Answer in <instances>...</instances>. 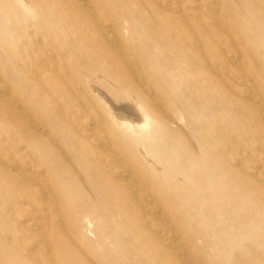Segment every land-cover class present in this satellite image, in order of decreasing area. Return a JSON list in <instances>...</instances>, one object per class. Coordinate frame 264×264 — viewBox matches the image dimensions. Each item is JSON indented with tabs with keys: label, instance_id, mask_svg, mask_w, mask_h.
Segmentation results:
<instances>
[{
	"label": "rangeland",
	"instance_id": "rangeland-1",
	"mask_svg": "<svg viewBox=\"0 0 264 264\" xmlns=\"http://www.w3.org/2000/svg\"><path fill=\"white\" fill-rule=\"evenodd\" d=\"M62 1L67 2V0H30L33 8L38 9V11L33 10L36 14L31 12L32 16L23 3H18L16 0H0V167L2 168V173L0 172V264H43L34 259L39 249H41L40 253L49 258V261H46V263L49 262L48 264H166L167 261L169 264H176L179 256L174 249L165 244L163 234L165 229H170V232L176 233L182 239L184 237L188 239L189 245L193 248L188 251L192 255L196 253L194 259L195 261L199 259L200 261H197L201 264H230V249L240 250L242 248L240 252H245L248 250L246 246L249 245H254L253 249L256 251L261 248L255 261L264 263V181L259 178L261 174H264V149H262L264 148V118H255L247 114L249 112L246 108L247 101L239 95V91H234L241 86L239 84L241 81L234 78L232 86H227L221 78L214 77L211 68L203 67L200 63L189 59L188 50L174 40L177 39L176 36L161 30L159 16L156 14L164 10V14L171 15L172 12L167 9L171 0H99L105 14L98 22L100 28L89 33L87 29L84 30V26L62 23L49 15L53 8L61 6ZM172 1L185 2L190 6H195L197 2V0ZM254 1L216 0V4L223 9L221 17L225 29L230 26L229 29L233 28L235 33L246 35L249 41L253 40L254 54L258 56L257 54L264 49V46L263 42L258 44L254 36L258 38L259 33L264 34V2L263 6L257 7ZM29 17L31 20L28 19ZM40 21H42L41 24ZM187 22L195 24L197 21L187 19ZM106 23L109 24L106 25ZM109 27L125 35L127 39L123 37L124 44H127L123 45V48H126L127 53L138 58L140 66L146 65L145 69L151 71L149 79L153 80L156 87L161 86L166 89V86L172 88L174 85L173 87L176 88H186L184 86L190 80L193 85L187 92L191 93V99L196 102L194 112L200 115L199 120L201 122L207 120L209 125L211 123L222 125L223 132L226 129L224 134L227 133L228 126V129L236 135L234 137L239 140L240 144L236 149L238 151L231 155L227 153V157L230 158L242 150L248 156L239 153L233 163L226 161L224 166L214 153L205 157L200 156L199 151L193 145L194 142L181 132V130L187 131L182 127L185 126L184 117L175 116L177 120H174L172 116L170 118V115L168 116L165 111L161 110L163 108L161 105L158 106L156 100L145 94L146 85L143 87L142 82L135 80L137 74L133 75L132 67L127 66L128 68L125 69L116 60L114 53L116 49L119 52V49L114 47L104 34ZM211 27L206 29L209 36L211 35L210 38L218 43L217 48L221 51L230 48L219 42L222 38H226V33L219 34ZM55 30L59 38L55 36ZM61 34L66 36L60 38ZM43 45L53 50L56 59L62 64L55 71L57 74L54 72V66H50L53 69L52 73L37 75L31 71L36 62L35 58L31 57L38 51L34 49H39ZM230 59L233 62L236 61L233 56ZM252 59L254 61L252 71L261 82V84L256 83L258 84L256 90L263 100H259L260 102L256 104L264 110V67H262L264 55L262 59L256 57ZM65 68L70 71L66 70L68 74ZM137 70L140 72L141 68ZM153 72L155 74H152ZM62 74H66V77ZM223 74L226 76V72ZM193 77L198 80L192 82ZM100 79L121 86L131 96L142 100L144 105H147L146 108H153V117L161 126L158 125V128L151 123L149 127L142 129L141 126L139 129L118 124V119L113 114L115 112L110 113L105 107L106 100L102 95L103 92L100 94L99 91L103 89L99 84ZM67 91L76 92L74 103L69 99L70 94ZM98 99L101 101L99 105L103 107L98 105ZM11 100L14 102L12 103ZM86 100L89 101L88 103L92 101V104L89 105ZM127 105L130 109L127 116L132 119L130 121L132 123L138 121L137 124L141 125L142 111L129 108L133 106L131 102ZM214 106L219 110L224 107V112L228 111L227 113L232 114L228 117L227 123H222L224 120L217 115L218 111ZM81 120L87 122V127L95 126L94 128L105 129L100 132L103 137L109 134L110 138L106 139L110 142L108 151H112V156L120 157L124 162L128 158L127 160L131 162H126L138 165L143 175L148 180L151 179L149 182L152 193L157 194L155 196L161 201V209L169 216L165 214L158 216L155 212L153 213L146 205L150 201L146 200L144 202L146 206L143 205L144 208L146 207L145 213L153 221L144 229V235L147 237L143 240L141 237H134L135 232H139L134 221L140 211L134 203L131 205L125 203L126 195L118 188L121 182L116 179L117 177L112 179L106 177L105 179L103 171L90 162L91 158L86 156L84 150L91 144V140L86 136L87 133L83 132L86 128L83 129L79 125ZM248 120H251L249 127L244 124ZM237 121L240 125L243 123L247 130L253 126L250 134L242 136L237 134L236 130H231L230 125L239 126ZM89 123L91 125L88 126ZM172 133L175 134L172 135ZM138 134L141 137L137 136ZM49 136L55 138L56 142H49ZM221 138L223 142L228 141L225 135ZM240 146H242L241 150ZM223 150H226V147ZM218 152L221 153L222 149ZM248 153L254 157L250 158ZM256 154L260 162L258 158H255ZM189 158L191 163H187ZM12 159L19 160V165H9ZM21 162L25 164L23 168ZM252 165L254 168H251ZM27 170H29L28 173ZM6 171L11 174H7ZM6 175L9 176L6 177ZM41 179L43 180L40 181ZM42 187L50 188L43 196L34 191ZM33 192V196L37 197L33 201L36 203L34 204L36 209L40 210V203H47L50 207L49 213L42 214L38 220L47 225L50 217H53L54 222L57 220L56 225H59L60 229L59 233L55 234L56 228L48 226L53 241L49 246L48 243H43L38 249V246L34 247L30 243L22 250L17 247L20 241L23 243L27 239L34 240L32 235H26L23 232L25 214L32 212L31 208L26 206L25 200L28 199L27 195ZM50 201L52 204L48 203ZM151 201L156 203L155 199Z\"/></svg>",
	"mask_w": 264,
	"mask_h": 264
},
{
	"label": "bare ground",
	"instance_id": "bare-ground-1",
	"mask_svg": "<svg viewBox=\"0 0 264 264\" xmlns=\"http://www.w3.org/2000/svg\"><path fill=\"white\" fill-rule=\"evenodd\" d=\"M18 3H23L26 7V10H28V12H32L33 14H36L34 13V11L37 9V8H33V5L32 3H30V0H16ZM34 1V0H33ZM154 1V0H153ZM180 1V0H179ZM186 1V0H185ZM196 1V0H195ZM13 2V1H12ZM63 2V1H62ZM161 2V1H160ZM220 2V1H218ZM264 2V0H255L253 3L254 5H256L257 7L259 6H263L262 3ZM15 3V2H14ZM168 3V2H167ZM193 3V2H192ZM216 0H197V2L195 3L196 5L195 6H190L188 4H185L184 3H176L175 1H170L168 3V6L169 8L167 9H170L169 11L172 12L171 15L169 14H164V10H160L161 12H157V16H159V23H160V26H161V30L162 31H168V33H172L174 36H176L177 39H174L176 40V42H178V44H180V46L186 48L188 50V53L187 55H189V59H191L193 62H198L200 63L201 66L203 67H208V68H211V70L213 71V74H214V77H217V78H221L222 81L224 82V84H226L227 86H232L231 83H232V79L236 78V79H239L241 81V86H238L237 88L236 87H233V88H236V90L234 91H239V95H241L243 97L244 100H246V104H247V110L249 112H247L248 115H250L251 117H259V118H264V110L260 108V105L256 104V103H259L262 100V97H261V94L257 93L258 90H256L257 88V85L258 84H261V82L259 81L258 77L255 76V73L252 71V67H253V64H254V61L252 58H261L262 59V55H264V49L261 50L260 53H258L256 56L254 54V41L251 40L249 41L247 36L244 35V34H241V33H235L234 32V29L233 28H230L229 29V23H228V26L226 29H225V26H223V23H222V17H221V11L223 10L221 8V6L219 4H216ZM222 3V2H221ZM36 4V3H35ZM194 4V3H193ZM164 5L167 6V4L164 3ZM22 6V5H21ZM37 6V5H36ZM149 6V5H148ZM16 7V5H15ZM163 7V6H162ZM21 8V7H20ZM18 8V9H20ZM24 8V7H23ZM146 9V8H144ZM162 9V8H161ZM17 10V9H16ZM22 10V8L20 9ZM34 10V11H33ZM38 11V9L36 10ZM261 11V10H260ZM24 12V11H23ZM44 12V11H43ZM31 13V14H32ZM40 13V12H39ZM42 13V12H41ZM148 13V12H146ZM21 14V13H20ZM23 14V13H22ZM32 14V16H33ZM104 12H103V9H102V5L100 4L99 0H67V2H63L61 4V6L59 7H55L51 10V12L49 13V15L51 17H54L55 20H59V22H62V23H67V24H70V25H81V26H84V30L87 29V32H94L96 31L98 28H100L98 22L101 21V16L104 17ZM25 15V14H24ZM23 15V16H24ZM156 15L154 17H156ZM31 16V15H30ZM35 16V15H34ZM44 16V15H43ZM210 16V17H209ZM228 16V15H226ZM225 17V16H224ZM58 18V19H56ZM229 18V16L227 17ZM29 20L30 17L28 18ZM27 19V21H28ZM107 19V18H106ZM187 19H194L195 21H197L195 24L194 23H188L187 22ZM104 21V19H103ZM106 21V20H105ZM111 21V20H110ZM264 21V19H263ZM42 21H40V24H41ZM258 22V21H257ZM29 23V22H28ZM226 23V24H227ZM37 24V23H36ZM109 24V23H108ZM106 23V25H108ZM61 25V24H60ZM59 25V26H60ZM63 25V24H62ZM66 25V24H64ZM115 25V24H114ZM58 26V28H59ZM105 26V25H104ZM127 26V25H126ZM211 26H214V27H211ZM43 27V26H42ZM45 27V26H44ZM108 27V26H106ZM128 27V26H127ZM214 28L215 30H217L219 32V34H223V33H226V38L222 40H220L219 42L222 43V44H226L228 45L230 48L228 49H225L223 51H221L220 49L217 48V44L215 41H213L210 36H209V32L207 31L206 28ZM110 28V27H109ZM108 28V29H109ZM263 28V27H262ZM53 29V28H52ZM106 30L105 33L103 31V33L106 35V39L108 41H110V43H112L114 45V47L118 48L119 49V52L118 50L116 49L114 52V56L117 58L116 60L119 61L117 63L121 64L122 66H124L123 68L127 69L129 67H132L131 70L134 71V74H137V76L135 75V80L139 81V82H142L143 83V87L144 85H146L145 87V94H147L150 98H152L153 100H156V103H158V106L161 105L163 109V111H165V113L168 114V116L170 115V118L171 116L173 117L174 120H177V117L175 116H180V117H184L185 119V126H182L184 129H187V131H182L181 132L183 134H186L188 136V138L194 142L193 145H195V148H197L196 150L199 151V154L200 156L203 155L204 157L207 156V155H210L212 153L215 154V156L221 161L222 165L224 166V162L227 163V162H234L237 158H238V154L239 153H242V154H245V152H242L240 151L238 154H235L233 156H231L230 158L227 157L228 155H231L232 153L238 151L236 150L237 147L239 146V140L236 139V136L233 132H231L227 126V133L224 134L226 132V129L225 132H223V128H222V125H214V124H207V120L204 122H201L199 120L200 118V115L196 112H194V107L196 106V102L193 101L190 97V92H187V90L191 88V82L190 80H188L187 82V85H185L184 87L186 88H183V87H173L172 88H168V86H166V89L164 87H161V86H155L153 80L149 79V72L146 68V65L145 66H140V62L139 60H137L138 58L137 57H134L132 54H130L129 52L127 53L126 51V48L124 49L123 48V45H126L127 43L124 44V38L125 35L123 36L119 31L116 32L112 27L109 29V30ZM128 29V28H127ZM227 29H229V31L227 32ZM101 30V29H100ZM213 30V29H212ZM214 30V31H215ZM257 30V28H256ZM112 31H115V32H112ZM31 32V31H30ZM62 32V31H61ZM112 32V33H111ZM122 32V31H121ZM127 32V31H125ZM240 32V31H239ZM33 34V32H31ZM47 34V32H46ZM53 34V32H52ZM51 34V35H52ZM103 34V35H104ZM28 35V34H27ZM55 36L57 38H59V34L58 32H56L55 30ZM63 36H66L65 34H61V37L60 38H63ZM67 38V37H66ZM77 39V37H75ZM126 38V37H125ZM213 38V37H212ZM40 39V38H39ZM51 39V38H50ZM54 39V38H53ZM79 39V38H78ZM98 39V38H96ZM127 39V38H126ZM214 39V38H213ZM254 39L257 40V43H261L263 42V46H264V34L263 33H259L258 34V38H256L254 36ZM35 41V40H33ZM38 41V39H37ZM41 41V40H40ZM68 41V40H67ZM73 41V40H72ZM47 42V41H46ZM45 42V43H46ZM54 42V41H53ZM70 42V41H68ZM127 42V40H126ZM35 43V42H34ZM37 43V42H36ZM35 43V44H36ZM41 43V42H40ZM48 43V42H47ZM129 43V42H128ZM38 45V44H37ZM41 45V44H40ZM48 46V44H46ZM71 45V43H70ZM77 45V44H76ZM216 45V46H215ZM47 46L43 45V46H38L39 49H34L35 50H38L36 52V54H34L31 58H35V65L31 68V71L32 73L35 72V74L37 75H42V74H47L46 72H49V73H52L51 70H53L52 68H50V66H54V72L58 69V66L62 65L61 62L59 60L56 59V55L54 53L53 50H50V48H48ZM74 46V44H73ZM79 46V45H78ZM131 46V45H130ZM219 46V45H218ZM56 47V46H54ZM53 47V48H54ZM81 47V46H80ZM127 47V46H125ZM35 48V47H34ZM37 48V47H36ZM72 48V47H71ZM109 48V47H108ZM131 48V47H130ZM52 49V48H51ZM74 49V48H73ZM99 49V48H98ZM132 49V48H131ZM130 49V52L132 51ZM114 50V49H113ZM128 50V49H127ZM100 51V50H99ZM23 52V51H22ZM32 52V51H31ZM59 52V51H58ZM228 52V53H227ZM64 53V52H63ZM132 53V52H131ZM32 55V53H30ZM29 54V55H30ZM65 54V53H64ZM24 55V54H23ZM28 55V54H27ZM224 59H223V57ZM261 55V56H259ZM67 56V55H65ZM127 56V57H126ZM233 56V58L236 60L235 62H233V60L230 59V57ZM66 58V57H65ZM126 60V61H125ZM256 60V59H255ZM20 61V60H19ZM33 63V62H32ZM30 63V64H32ZM111 63V62H110ZM125 63H126V66H125ZM263 63H264V60H263ZM108 64V63H107ZM45 65V67H43ZM119 65V66H121ZM48 66V67H47ZM118 66V67H119ZM121 66V68H122ZM13 67V66H12ZM67 67V66H66ZM148 67V66H147ZM262 67H264V64L262 65ZM10 68V67H9ZM138 68H141L140 72L139 70H137ZM149 68V67H148ZM258 68V67H257ZM8 69V68H7ZM12 69V68H11ZM23 69V68H22ZM120 69V68H119ZM48 70V71H47ZM69 71L68 69L65 68V71ZM118 70V69H117ZM122 70V69H121ZM225 70V71H224ZM66 71V73H67ZM77 71V70H76ZM83 71V70H82ZM63 72V71H62ZM70 72V71H69ZM125 72V71H124ZM136 72V73H135ZM138 72V73H137ZM223 72L225 73L226 72V76H224ZM55 74H57L55 72ZM68 74V73H67ZM129 74V73H127ZM147 74V76H146ZM152 74H155L154 72ZM262 74V73H261ZM60 75V74H59ZM59 75H57L59 77ZM64 75V74H62ZM132 75V74H130ZM66 77V74L64 75ZM40 77V76H39ZM37 76V78H39ZM61 77V76H60ZM129 77V76H128ZM158 77V76H157ZM156 77V78H157ZM1 78V77H0ZM41 78V77H40ZM39 78V79H40ZM62 78V77H61ZM91 78V77H90ZM97 78V76H96ZM130 78V77H129ZM151 78V77H150ZM105 79V78H104ZM192 82H196L197 80L193 77L192 78ZM177 80V79H176ZM175 80V82H176ZM1 81V79H0ZM10 81V80H9ZM89 81V80H88ZM87 81V82H88ZM94 81V80H93ZM215 81V80H214ZM236 81V80H234ZM40 82V81H39ZM94 82H97L96 80ZM6 83V82H5ZM4 83V84H5ZM11 83V82H9ZM41 83V82H40ZM75 83V82H74ZM258 83V84H256ZM8 84V83H7ZM61 83H59L60 85ZM93 84V82L91 83ZM97 84V83H96ZM99 84L100 86L103 88L100 91V94L101 92L104 99L106 100L105 102V107L110 111V113L113 111L115 113L114 117L116 116L117 117V123L120 124L121 126L122 125H127L128 127H136V128H139L141 129V126H142V129L146 126L149 127V125H151V123L153 124V126H158L159 123L158 121H156L153 117V111L152 109L149 107V108H146L147 105H144V103L142 102V100L140 101L139 99H136L134 98L133 96H131L127 91L126 89L122 88L121 86H118L116 85L115 83L111 82V81H103V80H99ZM131 84V83H130ZM137 84V82H136ZM234 84V83H233ZM142 85V84H141ZM7 86V85H6ZM5 86V87H6ZM34 86V85H33ZM95 86V85H93ZM92 86V87H93ZM99 86V85H98ZM4 87V86H3ZM61 87V86H59ZM65 87L67 89V85L65 84ZM42 88V86L40 87ZM57 88V87H56ZM4 89V88H3ZM7 89V88H6ZM77 89H79L77 87ZM81 89V88H80ZM95 89H96V86H95ZM141 89V88H140ZM10 90V89H8ZM65 90V89H64ZM93 90V89H92ZM206 90V89H204ZM16 92V91H15ZM44 92V91H43ZM52 92V91H51ZM65 92V91H64ZM70 95H69V99L74 103L76 101V92H73V91H67ZM66 92V93H67ZM199 92V91H198ZM19 93V92H18ZM17 93V95H18ZM40 93V92H39ZM99 93V92H98ZM97 93V94H98ZM1 94V93H0ZM80 94V93H77V95ZM95 94V95H97ZM208 94V93H207ZM3 95V94H2ZM1 95V96H2ZM44 95V94H43ZM81 95V94H80ZM101 95V96H102ZM212 95V94H211ZM214 95V94H213ZM5 96V95H3ZM145 96V95H144ZM198 96H200L198 94ZM6 97V96H5ZM11 97V96H10ZM19 97V95L17 96ZM141 97V96H140ZM146 99H147V96H145ZM148 97V98H149ZM81 98V96H80ZM220 98V96H219ZM241 98V97H240ZM10 99V98H9ZM18 99V98H17ZM25 99V98H24ZM95 99V98H94ZM141 99V98H140ZM18 100H21V99H18ZM80 100V99H79ZM103 100V99H102ZM145 100V99H144ZM149 100V99H148ZM219 100V99H218ZM221 100V99H220ZM25 101V100H24ZM87 101V100H86ZM100 100L98 99L97 100V103L98 105L100 104L99 102ZM259 101V102H258ZM12 102V100H11ZM14 102V101H13ZM12 102V103H13ZM89 101H87L88 103ZM92 101H90L91 103ZM132 103V107H129V108H133V109H140V111H142V114H143V120H142V123L141 125L140 124H137L139 123L138 121L132 123V119L128 118V113L130 111V109H128V105L127 103ZM145 102V101H144ZM225 101L223 100V103ZM26 103V102H25ZM79 103V102H78ZM86 103V104H87ZM90 103H88L89 105H91ZM126 103V104H125ZM155 103V104H156ZM209 103V102H207ZM82 104V103H81ZM239 104V102H238ZM261 104V103H260ZM11 105V104H10ZM157 105V104H156ZM213 105V104H211ZM21 106V105H20ZM84 106V105H83ZM100 106V105H99ZM102 106V105H101ZM100 106V107H101ZM153 106V104H152ZM217 106V105H215ZM214 106V107H215ZM103 107V106H102ZM104 107V108H105ZM155 107V106H154ZM212 107V106H211ZM210 107V108H211ZM245 107V106H244ZM242 107V108H244ZM17 108V106H16ZM54 108V107H52ZM160 108V107H159ZM158 108V109H159ZM213 108V107H212ZM211 108V109H212ZM216 108V107H215ZM231 108V107H230ZM26 109V108H25ZM57 109V108H56ZM85 109V108H84ZM157 109V110H158ZM218 113L217 115L220 116V119H223L224 121L223 122H228L227 120L229 119L228 117H230V115L232 116V114L230 113H227V112H224L225 110L224 107L223 109H220L217 107L216 108ZM215 109V110H216ZM245 109V108H244ZM27 110V109H26ZM108 110H106V112H109ZM213 110V109H212ZM236 111V109H234ZM233 110V111H234ZM87 111V110H86ZM89 111V110H88ZM223 111V113L221 112ZM27 112V111H26ZM81 112V111H80ZM97 112V111H96ZM95 112V113H96ZM28 113V112H27ZM82 113V112H81ZM91 113V112H89ZM139 112H137L138 114ZM25 114V112H24ZM29 114V113H28ZM73 114V113H72ZM87 114V112H86ZM92 114H93V111H92ZM97 114H100V113H97ZM81 115V114H80ZM90 115V114H89ZM94 115V114H93ZM158 115V114H157ZM29 116V115H28ZM83 116V115H81ZM97 116V115H96ZM132 116V115H131ZM140 116V115H138ZM87 117V116H86ZM141 117V116H140ZM85 118V117H84ZM101 118V117H100ZM103 118V117H102ZM101 118V119H102ZM111 118V116H110ZM75 119V118H73ZM82 119V118H81ZM99 119V118H98ZM100 119V121H101ZM104 119V118H103ZM115 119V118H114ZM134 119V118H133ZM139 118H137L138 120ZM208 119V118H207ZM232 119V118H231ZM237 119V118H236ZM252 119V118H250ZM30 120V119H29ZM78 120V119H77ZM76 120V121H77ZM111 120H113V118H111ZM131 120V121H130ZM136 120V119H135ZM139 120V121H140ZM75 121V120H74ZM95 121V119L93 120V122ZM98 120V122H100ZM240 121V120H239ZM237 121V122H239ZM243 121V120H242ZM32 122V121H31ZM78 122V121H77ZM80 122V126H82V128H86L85 131H83L86 136H88V138H90V142L91 144L85 148L84 152L86 154V156H88L89 158H91L90 162L94 163L96 165L97 168H99L101 171H103L104 175H105V179L106 177L112 179L114 177H117L116 179L118 181H120L121 183L120 186H118V188L120 189L121 192L124 193V195H126V199H125V203H128L131 205V203H134L136 206H137V209L140 211V214L137 215L138 217L135 218L136 221L135 224L137 225L138 227V230L139 232H135L136 234H134V237L135 236H138V237H141V240H143L144 238H146L147 236L144 235L145 233V230L147 228V224L151 225L152 221L153 220H150V218L148 217V215H146V211H145V208L144 206H148V209L152 210L153 213L155 212L158 216L161 215H166V213L164 212L163 209H161L162 207V204H161V201L158 200L155 196L156 193H152L153 190H151V183L149 182V180L151 181V179L148 178L143 175V172L141 170V168L136 165V164H131V163H128L126 161H129V160H122L120 157H115V156H112V151H108L109 147L108 145L110 146V142L108 141V139L110 138L109 137V134L108 135H105L104 137L101 135V132L104 131L103 129L101 128H94L92 126H89L91 125V123L88 124L89 127H87V122H85L84 120H81L79 121ZM176 122V121H174ZM221 122V121H220ZM230 122V120H229ZM236 122V121H235ZM37 123V122H36ZM40 123V122H38ZM101 123H103L101 121ZM217 123V122H216ZM219 123V122H218ZM35 124V122H34ZM98 124V123H97ZM220 124V123H219ZM246 126H250L251 125V120H248L246 123ZM38 125V124H37ZM41 125L42 122H41ZM93 125V123H92ZM100 125V124H99ZM171 125V123H170ZM253 125V124H252ZM36 126V125H35ZM34 126V127H35ZM140 126V127H139ZM152 126V127H153ZM161 126V124L159 125ZM158 126V128H159ZM162 126L164 127V124L162 123ZM40 127V125H39ZM151 127V128H152ZM162 127V128H163ZM175 127V125H174ZM253 126H251L252 128ZM32 127H30L31 129ZM38 128V126H37ZM80 128V129H82ZM157 128V129H158ZM249 128L248 130L246 129L245 125H243V123L240 125V122H239V126H231L230 125V129L231 130H236L237 134H240V135H244L245 134H250V129ZM29 129V130H30ZM153 129V128H152ZM171 129V128H170ZM182 129V128H181ZM33 130V129H32ZM44 130V129H43ZM109 130V129H107ZM163 130V129H162ZM101 131V132H100ZM47 133V131H45ZM126 132V131H125ZM128 132V131H127ZM162 132V131H161ZM164 133V132H163ZM177 133V132H176ZM141 134V133H140ZM175 134V133H172V135ZM49 135V134H47ZM142 135V134H141ZM141 135L139 136V134L137 136L141 137ZM185 135V136H186ZM227 136L226 140L228 139V141L226 142H223V139L221 138V136ZM184 136V137H185ZM187 136L185 137L186 139ZM231 136L233 138H231ZM85 137V135H84ZM230 137V138H228ZM248 137V136H247ZM257 137H259L257 135ZM4 138V136H3ZM49 142H56L54 141V139L52 138V136H49ZM86 138V137H85ZM108 138V139H106ZM256 138V137H255ZM258 139V138H257ZM256 139V140H257ZM249 140V138H248ZM255 140V139H254ZM253 140V141H254ZM231 141V142H230ZM259 142V139L257 140ZM261 141V140H260ZM107 142H109V144H107ZM87 143V142H86ZM114 143V142H113ZM58 145V144H57ZM56 145V146H57ZM261 145V144H260ZM17 146V145H16ZM62 146V145H61ZM118 146V145H117ZM259 146V145H258ZM26 147V146H25ZM76 147V146H74ZM112 147V146H111ZM110 147V148H111ZM226 147V150H223V148ZM262 147V146H261ZM260 147V148H261ZM64 148V147H62ZM258 148V147H257ZM23 149V147H22ZM60 149V148H59ZM78 149V148H76ZM116 149V148H115ZM114 149V150H115ZM222 149V152L219 153L218 151H220ZM242 149V146H240V150ZM264 149V148H262ZM61 150H64V149H61ZM111 150V149H110ZM257 150V149H255ZM118 152V150H116ZM258 151V150H257ZM263 151V150H262ZM261 151V152H262ZM13 152V151H12ZM11 152V154H12ZM260 152V153H261ZM6 153V151H5ZM9 153V152H7ZM16 153V152H15ZM70 153V152H69ZM228 153V155H227ZM251 153V152H250ZM10 154V156H11ZM71 154V153H70ZM114 154V153H113ZM249 154V153H248ZM24 155V154H22ZM31 155V154H30ZM116 155V154H115ZM247 155V154H245ZM7 156V155H6ZM9 156V157H10ZM25 156V155H24ZM27 156V155H26ZM67 156V155H66ZM71 156V155H70ZM125 156V155H124ZM143 156V155H142ZM248 156V155H247ZM246 156V157H247ZM2 157V156H1ZM227 157V158H226ZM249 157L252 158L254 157L252 154H249ZM248 157V158H249ZM226 158V159H225ZM255 158H258L257 157V154H256V157ZM1 159V158H0ZM20 159V158H18ZM130 159V157H129ZM146 159V158H145ZM241 160V158H239ZM238 159V160H239ZM259 159V158H258ZM8 160V159H6ZM239 160V161H240ZM257 160V159H256ZM11 162L9 163V165H16L18 164L19 165V160L17 159H12L10 160ZM72 161V160H71ZM227 161V162H226ZM260 162V159L258 160ZM131 162V161H129ZM7 163V162H6ZM12 163V164H11ZM22 163V168H23V162ZM35 163V161H34ZM33 163V164H34ZM77 163V162H76ZM133 163V162H132ZM187 163H191V159L189 158L187 160ZM238 163V162H237ZM262 163V162H261ZM30 164V163H29ZM252 164V162H251ZM254 164V163H253ZM27 165V163H26ZM241 165V164H240ZM256 165V164H255ZM258 165V164H257ZM256 165V166H257ZM75 166V165H74ZM145 166V165H144ZM161 166V165H160ZM248 166V165H246ZM26 167V166H25ZM24 167V168H25ZM28 167V165H27ZM259 167V165L257 166ZM256 167V168H257ZM15 168V167H14ZM31 168V167H30ZM247 169L249 167H246ZM251 168H254L253 165ZM1 167H0V172H1ZM6 169V168H4ZM26 169V168H25ZM204 169V168H203ZM246 169V170H247ZM258 169V168H257ZM7 170V169H6ZM37 170V169H35ZM252 170V169H251ZM250 170V171H251ZM165 171V170H164ZM249 171V172H250ZM257 171V170H256ZM264 171V169H263ZM7 174L8 171H6ZM29 172V170H27V173ZM39 171L37 170V173ZM43 172H45L43 170ZM2 173V172H1ZM4 173H5V170H4ZM3 173V174H4ZM34 173V172H33ZM36 173V172H35ZM11 174V173H10ZM40 174V172H39ZM155 174V173H154ZM250 174V173H249ZM256 174V172H255ZM2 175V174H1ZM29 175V174H28ZM36 176V174H34ZM119 175V177H118ZM252 175H254V173H252ZM4 176V175H3ZM2 176V177H3ZM9 176V175H6V177ZM30 176V175H29ZM5 177V178H6ZM16 177V176H15ZM20 177V176H19ZM18 177V178H19ZM32 177V176H31ZM41 177V176H40ZM4 178V177H3ZM38 180L40 179L38 176H37ZM43 178V177H42ZM46 178V177H45ZM43 178V179H45ZM179 178V177H178ZM258 178V177H257ZM260 180L262 179L264 181V174H261L260 175ZM35 179V178H34ZM34 179H32L34 181ZM43 179H41L40 181H42ZM3 180V179H2ZM22 180V179H21ZM175 180V179H174ZM1 181V180H0ZM48 182V180H45ZM53 181V180H52ZM182 181V180H181ZM28 182V181H27ZM262 182V181H261ZM2 183V182H1ZM36 184V183H35ZM41 184V183H40ZM188 184V183H187ZM25 185L27 186V183L25 182ZM30 185V184H28ZM55 185V184H54ZM25 186V187H26ZM32 186V185H31ZM30 186V187H31ZM17 187V186H16ZM24 187V186H22ZM24 187V188H25ZM33 187V186H32ZM2 188L3 185H2ZM27 188V187H26ZM25 188V189H26ZM34 188V187H33ZM5 189V188H4ZM13 189H15L13 187ZM50 188L48 189H45V188H39V189H36L34 190L35 192L37 193H41L43 196V194H45L47 192V190H49ZM52 191V190H50ZM49 191V192H50ZM5 192V191H4ZM29 192V191H28ZM6 193V192H5ZM54 193V191H53ZM52 193V194H53ZM119 193V192H118ZM21 194V193H20ZM34 192L31 193L30 195L28 194L27 197L28 199L25 200L26 201V206H28V208H31L30 211L32 212H28L26 213L25 215V218L24 221H23V224H24V234L26 235H32V237L34 238L33 241L27 239L25 242H19L17 244V247L18 248H21L23 250V247L25 248L26 246L30 245V243L36 247L38 246V249H39V246L40 244H43V243H48V246L52 241V233L50 230H48V226L50 228H56V231H55V234L59 233V229H60V226L59 225H56V222L57 220L54 222V218L53 217H50V220L49 222H47V225L45 224V222H41L39 221L38 219H40L41 215L42 214H48L49 211H50V207L48 206L47 203H40V210L39 209H36V207H34V204H36L35 202H33L34 200L37 199L36 195L33 196ZM54 195V194H53ZM157 195V194H156ZM22 196V195H21ZM41 196H39V198H41ZM47 196V195H46ZM51 196V195H50ZM49 196V197H50ZM45 197V196H44ZM53 197V196H52ZM55 197V196H54ZM155 199V202L156 203H153L151 200L152 199ZM22 198V197H21ZM38 198V199H39ZM56 198V197H55ZM6 199V198H5ZM50 199L52 200V198L50 197ZM54 199V198H53ZM3 200V199H2ZM43 200V199H42ZM150 201V203H147L146 205H144V202L145 201ZM53 201V200H52ZM57 201V200H56ZM55 201V202H56ZM5 202V200H4ZM12 202V201H10ZM18 202V201H17ZM16 202V204H17ZM23 202V201H22ZM48 203H51L48 202ZM118 203V201H117ZM52 204V203H51ZM57 204V203H56ZM127 204V205H128ZM216 204V203H215ZM232 204V203H231ZM59 205V204H58ZM144 205V206H143ZM161 205V207H160ZM135 206V207H136ZM129 207V206H127ZM3 209V208H2ZM16 209V208H15ZM53 209V208H52ZM59 209V208H58ZM128 209V208H127ZM17 211L19 210L18 208L16 209ZM54 210V209H53ZM60 210V209H59ZM120 208H119V212H120ZM29 211V210H28ZM21 212V211H20ZM118 212V213H119ZM171 212V211H170ZM54 213V212H53ZM60 213V212H59ZM148 213V212H147ZM150 213V212H149ZM152 213V214H153ZM119 215V214H118ZM55 216V215H54ZM154 216V215H153ZM167 216V215H166ZM169 216V215H168ZM167 216V217H168ZM46 217V216H45ZM48 217V216H47ZM61 217V215H60ZM165 217V216H164ZM162 217V218H164ZM62 218V217H61ZM160 218V217H159ZM48 219V218H47ZM166 219V217L164 218ZM168 219V218H167ZM170 219V218H169ZM62 220V219H61ZM166 221V220H164ZM62 223H64L63 221H61ZM60 222V223H61ZM151 222V223H150ZM155 224V223H153ZM133 225V224H131ZM160 225V224H159ZM162 225V224H161ZM160 225V226H161ZM168 225V224H167ZM177 225V224H176ZM63 226V225H62ZM154 226V225H153ZM156 226V225H155ZM179 226V225H178ZM163 227H166V226H163ZM172 227V226H171ZM175 227V226H174ZM65 228V227H64ZM170 228V227H169ZM177 228V227H176ZM175 228V229H176ZM180 228V226L178 227ZM182 228V227H181ZM155 231V229H153ZM163 230V229H162ZM170 229L168 230H163V234L165 235V244L168 246V247H171L172 249H174V251L178 254L179 256V260H177L176 264H201L200 262H198L197 259L195 261L194 259V253L193 255L188 251L190 248H191V245H189V241L188 239H182L180 236H178L176 233L173 234L172 232L169 231ZM132 231V229H131ZM153 231V232H154ZM182 231V230H181ZM133 232V231H132ZM157 232V231H156ZM178 232V231H176ZM86 233V232H85ZM120 233V232H119ZM160 233V232H159ZM162 233V232H161ZM158 234V233H157ZM7 235V234H6ZM160 235V234H159ZM182 235V234H181ZM184 235V234H183ZM182 235V236H183ZM10 236V235H8ZM29 237V236H28ZM27 238V237H26ZM187 238V237H186ZM25 239V238H24ZM72 239V238H71ZM236 239V238H235ZM151 243H153V241H150ZM260 242V241H259ZM253 246L254 245H249V246H246V248L248 249L247 251L245 252H240V250H237L235 248H231L230 251H229V254H230V259H229V263L230 264H264L262 262H256L255 261V258H256V255L258 254V251L261 252V248L258 249V251L254 250L253 249ZM31 247V246H30ZM33 247V248H34ZM261 247V246H260ZM29 248V247H28ZM32 248V247H31ZM158 248V247H157ZM212 248V247H211ZM215 248V247H213ZM47 249V248H46ZM45 249V250H46ZM193 249V248H191ZM245 249V248H244ZM243 249V250H244ZM30 250V248H29ZM43 250V249H42ZM44 250V251H45ZM41 249H39V251L37 252L36 256H35V260L37 262L40 261V263L43 262V264H48L46 263V261H49V258H47L45 256V254L43 253H40ZM43 251V252H44ZM161 251V250H160ZM49 252V251H48ZM159 252V251H158ZM174 252V253H175ZM45 253H47L45 251ZM175 253V254H176ZM28 255V254H27ZM155 255H159L157 253H155ZM29 256V255H28ZM197 256V255H196ZM33 258V257H32ZM167 258V257H166ZM47 259V260H46ZM174 259V258H173ZM163 260H166L165 258H163ZM54 261V259H53ZM200 261V260H199ZM166 264H169L168 261L166 262Z\"/></svg>",
	"mask_w": 264,
	"mask_h": 264
}]
</instances>
